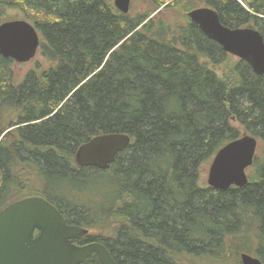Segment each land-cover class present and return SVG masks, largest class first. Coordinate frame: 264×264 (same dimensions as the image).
<instances>
[{
    "label": "trees",
    "instance_id": "16d2710c",
    "mask_svg": "<svg viewBox=\"0 0 264 264\" xmlns=\"http://www.w3.org/2000/svg\"><path fill=\"white\" fill-rule=\"evenodd\" d=\"M147 3L123 14L113 0H0L35 27L48 64L18 78L0 55V210L47 199L114 264H242L241 253L264 264V76L239 59L218 74L230 54L188 16L174 29L160 18L209 7L264 40V0ZM109 133L130 138L114 162L77 166L78 147ZM243 134L260 143L248 183L201 184ZM82 264L100 263L92 254Z\"/></svg>",
    "mask_w": 264,
    "mask_h": 264
},
{
    "label": "water",
    "instance_id": "95a60500",
    "mask_svg": "<svg viewBox=\"0 0 264 264\" xmlns=\"http://www.w3.org/2000/svg\"><path fill=\"white\" fill-rule=\"evenodd\" d=\"M121 13L129 11L131 0H113ZM157 13V12H156ZM187 16L201 32L222 50L246 62L256 75L264 76V40L252 27L224 26L212 8L197 7ZM39 35L29 22L16 19L0 23V55L16 63L35 57ZM130 143L126 134L96 135L78 147L74 160L79 167L107 169L115 156ZM258 147L249 134L229 141L212 158L206 183L216 190L248 183L246 170L252 165ZM88 230L66 220L50 202L40 196H27L0 210V264H82L95 254L100 264H114L107 249L97 242L77 246L71 240L86 236ZM242 264H263L247 253Z\"/></svg>",
    "mask_w": 264,
    "mask_h": 264
},
{
    "label": "rangeland",
    "instance_id": "374dc122",
    "mask_svg": "<svg viewBox=\"0 0 264 264\" xmlns=\"http://www.w3.org/2000/svg\"><path fill=\"white\" fill-rule=\"evenodd\" d=\"M148 8L147 0H131L130 4V12L132 14H135L137 12L146 11ZM159 11V10H158ZM156 11L157 13H159ZM154 12L151 17H154L157 15V13ZM24 13L19 11L18 9H2L0 8V23L4 22V20H16V19H24ZM159 15V14H158ZM160 18H163L164 21L169 23L171 27L174 29L178 24L183 23V21L187 18L186 12L184 11L182 6H178L175 10L168 11V12H162V16ZM26 21V20H25ZM29 22V21H27ZM30 23V22H29ZM31 24V23H30ZM238 58L235 56L230 55L227 61H225L222 65L218 66L216 68V71L218 74H221L222 71L229 72V70L233 67V64L235 61H237ZM48 64L45 62L43 57L40 54V51L37 50V53L34 58H32L30 61L25 63H14V71L15 75L18 78H21L27 71L30 70H37L38 72L41 71L44 68H47ZM37 68V69H36ZM235 126L240 130L241 134L244 132L242 127H239L237 124ZM258 147H260V143L258 144ZM210 165V164H209ZM209 165L205 167V169L201 172L200 182L201 184H207V172L209 169ZM247 175H249V171L246 170Z\"/></svg>",
    "mask_w": 264,
    "mask_h": 264
},
{
    "label": "flooded vegetation",
    "instance_id": "af4514ba",
    "mask_svg": "<svg viewBox=\"0 0 264 264\" xmlns=\"http://www.w3.org/2000/svg\"><path fill=\"white\" fill-rule=\"evenodd\" d=\"M74 225V224H73ZM88 236V234L86 236L80 237V238H76L71 240L73 244L77 245V246H84L86 244L92 243V242H88L86 241V237ZM91 256V255H90ZM89 256V257H90Z\"/></svg>",
    "mask_w": 264,
    "mask_h": 264
},
{
    "label": "bare ground",
    "instance_id": "6f19581e",
    "mask_svg": "<svg viewBox=\"0 0 264 264\" xmlns=\"http://www.w3.org/2000/svg\"><path fill=\"white\" fill-rule=\"evenodd\" d=\"M121 134V133H120ZM47 200V199H46Z\"/></svg>",
    "mask_w": 264,
    "mask_h": 264
}]
</instances>
